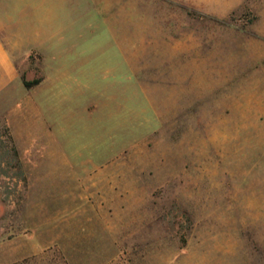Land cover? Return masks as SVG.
<instances>
[{
    "label": "rangeland",
    "instance_id": "1",
    "mask_svg": "<svg viewBox=\"0 0 264 264\" xmlns=\"http://www.w3.org/2000/svg\"><path fill=\"white\" fill-rule=\"evenodd\" d=\"M0 264H264V0H0Z\"/></svg>",
    "mask_w": 264,
    "mask_h": 264
},
{
    "label": "trees",
    "instance_id": "2",
    "mask_svg": "<svg viewBox=\"0 0 264 264\" xmlns=\"http://www.w3.org/2000/svg\"><path fill=\"white\" fill-rule=\"evenodd\" d=\"M34 83H38V80H37V81H35ZM27 85H29V84H27Z\"/></svg>",
    "mask_w": 264,
    "mask_h": 264
}]
</instances>
